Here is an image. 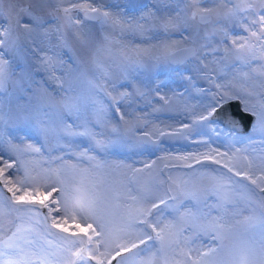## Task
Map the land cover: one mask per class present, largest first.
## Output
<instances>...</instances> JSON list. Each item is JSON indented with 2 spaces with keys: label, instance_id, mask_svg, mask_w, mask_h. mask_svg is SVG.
I'll use <instances>...</instances> for the list:
<instances>
[{
  "label": "rangeland",
  "instance_id": "obj_1",
  "mask_svg": "<svg viewBox=\"0 0 264 264\" xmlns=\"http://www.w3.org/2000/svg\"><path fill=\"white\" fill-rule=\"evenodd\" d=\"M80 2H87L93 7L110 12L120 20V23L113 25L111 22L103 23L101 20L98 23H91L84 20L83 12L77 9L71 14L79 19L80 23L68 27L64 14L55 10L68 7L69 0H45L42 10L40 0H2L0 6L4 9L5 17L8 15L10 4L21 8L31 5L34 10L41 11L46 17L49 13L59 15L57 23L62 26L64 39L59 40L55 35L46 38L40 33H34L31 37L36 40L34 44L30 39H26L22 31L14 32L13 38L16 39L19 51L9 48L6 59H12V69L17 73L16 79L23 69L30 73L32 81L39 82V85L32 83L30 89L25 87L21 90L6 82L4 89L0 90V113L4 116V123L0 125L3 131L0 154L4 155L9 163L16 161V155L8 151L9 139L21 148L28 144L40 148L39 153L25 151L20 154V160L33 175L44 177L51 175L55 179L51 170H59L69 189L81 181L90 187L94 185L101 197V208L105 218L117 224L132 204L131 197L136 195V191L129 194L130 188L139 189L150 183L151 195L162 196L168 184L173 181L177 183L187 181L189 188L196 190L203 188L201 180L205 177L214 178L213 185L218 180L232 177L233 183L228 186L227 195L235 205L236 211L242 212L236 219L243 221L249 214L247 210L252 206L249 198L258 200L261 194L258 190L255 195L249 191V187L255 188L254 185L245 187L246 184H235L234 177L236 170L242 173L241 177L245 172L249 175L253 173L260 175L258 168L264 158V116H261L264 110L260 106V93L264 92V78L243 80L234 78L230 71L219 72L220 66L211 62V56L204 61L208 64L207 69H204L200 61L194 57L179 67L171 66L164 52L165 45H168L172 52L192 46L185 37L197 30L203 35L204 29L207 27L211 30L212 26L189 21L188 28L183 26L179 29L169 28L165 32L159 19L164 13L157 12L156 17L149 15L162 7L160 0H80ZM178 2L179 0H170L169 6L175 8ZM180 7H183L182 3ZM21 20L23 23L28 22V18L23 15ZM221 23L227 26L234 38L248 36L239 23ZM0 25L7 27L8 20L0 17ZM144 50H148L152 57L159 59L138 56V53H143ZM42 55L52 57V64L49 66L53 75L52 86L46 84L40 73L43 66L39 57ZM205 72L211 74V80L206 78ZM217 84L226 86L232 94L242 96L255 111V122L246 137L227 133L211 121L210 117L208 121L199 119L201 114L206 115L207 111L211 110V106L219 101L220 93L225 91V88L218 89ZM137 90L143 95H137ZM124 92L132 94L130 104L128 101L120 104L121 112L132 113L131 116L125 117L130 121L127 125L119 120L120 113L115 111L113 105V98ZM248 92L253 94L247 95ZM101 107L104 109L103 113L99 111ZM248 112L253 114L252 111ZM66 126L76 133L84 132L85 127L91 132L103 133L96 137L100 140L105 137L114 138L117 133L112 132V128L119 126V135L123 138L122 145L108 152L99 148L89 151V155H94L97 161L104 165L96 169L92 162L79 157V152L85 148L92 149L95 141L89 136H67ZM177 132L185 133L188 140L186 145L160 146L153 152L150 147L144 146L138 140L140 133H148L152 139H157L161 133ZM69 142L76 154L69 152L66 147ZM210 150H214L212 153L214 159L220 161L217 164L224 166L227 164L228 167L224 170L206 167L191 159L198 156L200 161L210 153ZM219 153L226 155L220 156ZM178 157L189 159L185 161L177 159ZM249 162L254 166L252 170L248 169ZM145 164L151 165V169L146 168ZM117 165H131L132 168L142 171L133 176L127 167ZM17 167L18 162L13 163V169L9 171L23 176V168L19 173H15ZM229 167L234 169L230 175L225 172ZM85 169L88 171L85 172ZM161 181L164 183L161 184ZM40 191L44 189L41 188ZM207 203L213 204L215 200L209 199ZM191 204L193 213H197L198 210L207 211L204 203L197 204L193 200ZM217 214L216 210L212 211L213 216ZM20 215V219H16L15 213L6 218L5 227H8V219H12L24 228L32 230L28 238L34 241L37 249L59 252L64 242L59 236L53 235L59 231L51 227V219L48 220V225L44 222L42 212L41 215L35 213ZM76 223H81L79 218ZM68 225H71L70 231H79L72 221H69ZM187 225L192 226L191 231L186 227L184 232L190 247L207 251L209 243L214 247L219 245V241H212L211 236L206 235L193 220L189 219ZM63 235L68 234L60 233V236ZM256 238L259 240V234ZM127 240V237H122L118 233L108 238L107 251L110 255L100 257L104 264H109V261L111 264H117L121 259L120 256H116V251L119 250L117 246L127 244ZM225 243L230 244L231 240H226ZM105 250L101 246V252ZM121 255L128 257L129 254L123 252ZM167 255L169 264H173L172 251L169 250ZM158 258L165 264L161 256ZM139 259L130 258L126 264H138ZM92 264L96 262L93 261Z\"/></svg>",
  "mask_w": 264,
  "mask_h": 264
},
{
  "label": "snow or ice",
  "instance_id": "obj_2",
  "mask_svg": "<svg viewBox=\"0 0 264 264\" xmlns=\"http://www.w3.org/2000/svg\"><path fill=\"white\" fill-rule=\"evenodd\" d=\"M44 2L45 0H40L41 10ZM160 3L162 7L149 15L156 17L157 12L164 13L159 19L165 32L169 28L179 29L181 26L188 28L189 21L212 26L211 30L206 27L203 35L197 30L185 37L192 47L184 51L199 60L204 69L208 68V64L204 62L205 58L211 56V62L220 66L219 72L227 70L233 73L234 78L243 80L264 78V0H238V2L179 0L175 8L169 6L170 0H160ZM181 3L183 7H180ZM77 9L84 13L86 19L101 20L103 23L111 22L113 25L120 23V20L110 12L100 7H93L87 2L81 3L80 0L76 2L69 0L68 7L57 8L55 11L62 12L67 26L72 27L80 23L79 19L71 14ZM22 15L28 18L27 23L22 22ZM0 17L8 20L7 27L0 25V90L4 89L6 82L21 90L25 87L30 89L32 83L39 85V82L32 81L31 74L23 69L19 78L16 79L17 73L12 69V59H6V55L9 48L19 51L16 39L13 38L14 32L22 31L26 39H31L34 33H40L46 38L55 35L57 39L63 40L62 26L57 23L59 15L49 13L46 17L41 14V11L34 10L31 5L21 8L10 4L7 17L3 7L0 6ZM221 22L239 23L248 36L234 38L227 26ZM164 52L166 56L173 55L168 45L164 46ZM141 55L159 59V57H152L148 50L138 53V56ZM39 61L44 68H48L52 64V57L42 55ZM205 76L211 80L210 73L205 72ZM216 87L225 88V91L220 93L219 101L211 106V110L207 111L206 115H200L201 121H208L213 113L233 99L241 101L243 111H252L256 115L242 96L230 93L224 85L217 84ZM136 94L143 95L139 90ZM252 94V92L247 93V95ZM131 96V93L124 92L113 98L115 111L120 113L119 120L124 121L126 125L130 121L125 117L131 116L132 113L121 112L120 104L123 101H128L130 104ZM260 106L264 110V92L260 93ZM99 111L103 113V107ZM261 116H264V111ZM138 122L139 118H137V124ZM3 123L4 116L0 113V125ZM185 127L188 126L185 125ZM112 132L117 133L114 138L105 137L100 140L96 137L103 133L91 132L87 127L84 132L76 133L66 126L67 136H89L95 141L93 148L80 151L79 157L92 162L96 169L104 165L97 161L94 155H89V151L99 148L101 151L108 152L122 145L123 138L119 135V126L112 128ZM144 136L147 137L148 133H144ZM142 142L148 141L142 140ZM2 143L3 131L0 129V144ZM66 147L69 152L76 154L73 152L71 142ZM8 151L16 155V161L13 163L18 162V167L14 170L15 173H19L23 168L24 174L20 176L10 172L9 170L13 169V163H9L4 155L0 154V264H92L93 261L96 264H104L100 257L110 255L107 251V240L114 233L128 238L127 244L117 246L119 250L116 251V256L121 257L117 264H126L130 258H140L138 264H154L158 256L164 259L165 264H169L167 255L169 250L173 253V264H264V158L258 168L260 175L243 173V179L255 186V188H250L248 185L245 187H249L253 195L257 190L261 194L258 200L249 198L252 206L247 210L249 214L243 221L236 219L242 215V212L236 211L235 205L228 198V186L233 183L232 177H228L227 180H218L210 187L196 190L190 189L187 181L180 183L173 181L168 184L162 196L151 195L150 183H146L143 188H130L129 194L136 191V195L131 197L132 204L117 224L105 218L101 208V197L94 185L90 187L81 181L69 189L66 187L65 180L61 178L59 170H51L55 179L51 175L48 177L33 175L20 160V154L25 151L39 153L40 148L32 144L21 148L9 139ZM213 152L214 150H210L205 158L214 159ZM219 155L225 156L226 153H219ZM177 159L186 161L189 157ZM191 159H195L197 163L200 162L198 156ZM214 162L220 163L219 160ZM104 163L107 164V161ZM117 167H127L133 176L142 171L132 168L131 165H117ZM145 167L151 169V165L145 164ZM225 167L228 165L225 164ZM253 167L252 162H249L248 169L252 170ZM228 170L234 171L230 167ZM235 175L241 176L242 173L236 170ZM163 183L161 181V184ZM234 183L241 184L243 181L236 180ZM41 188L44 191H40ZM209 199H214L215 203L208 204ZM193 200L197 204L204 203L207 211L198 210L197 213H193L191 211ZM36 205L47 209L44 222L47 223L51 219V227L59 230L58 233H53L64 242L58 253L48 249H37L34 241L28 238L32 230L24 228L12 219H8V227H5L6 218H10L13 213L16 214V219H20L22 213L41 215L40 208ZM213 210L217 211L216 216L212 215ZM77 218L81 223H76ZM189 219L197 223L206 235H210L212 241H219V245L214 247L209 243L207 251L190 247L187 237L184 236L186 227L188 231L192 230V226L187 225ZM69 221H72L79 231H70ZM60 233L68 235L60 236ZM257 234H259V240L256 238ZM226 240H231V243L226 244ZM101 246L106 249L104 252H101ZM123 252H127L128 257L122 256ZM149 253L151 255H148Z\"/></svg>",
  "mask_w": 264,
  "mask_h": 264
},
{
  "label": "water",
  "instance_id": "obj_3",
  "mask_svg": "<svg viewBox=\"0 0 264 264\" xmlns=\"http://www.w3.org/2000/svg\"><path fill=\"white\" fill-rule=\"evenodd\" d=\"M91 15V14H90ZM86 21L97 23L100 20L96 19H86ZM192 47V46H191ZM184 47L178 50H175L173 55L168 56V63L174 67H179L190 60L193 56L190 53L184 51V49L191 48ZM210 119L213 121H217L224 128L234 131L238 134L245 135L250 131L251 125L255 122V116L253 114L244 112L241 109V102L239 100H231L228 103L224 104V106L218 109ZM138 140L140 142L148 141L146 143L142 142L145 145H149L151 147H155L159 144H185L186 137L185 133H171V134H163L158 139H152L149 135L147 137L144 136V133L138 135ZM213 178H203L201 180L202 186L210 187L213 183ZM154 264H162L160 258H155Z\"/></svg>",
  "mask_w": 264,
  "mask_h": 264
},
{
  "label": "bare ground",
  "instance_id": "obj_4",
  "mask_svg": "<svg viewBox=\"0 0 264 264\" xmlns=\"http://www.w3.org/2000/svg\"><path fill=\"white\" fill-rule=\"evenodd\" d=\"M30 40H31V42H33L35 44V42H36L35 38H31ZM40 73L43 75V78H44L46 84L49 86H52L53 85V82H52L53 81V79H52L53 75L50 72V67L44 68V66H43L40 69Z\"/></svg>",
  "mask_w": 264,
  "mask_h": 264
}]
</instances>
